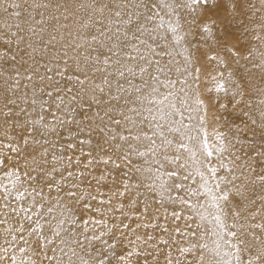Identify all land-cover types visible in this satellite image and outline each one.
<instances>
[{"label":"snow or ice","instance_id":"obj_1","mask_svg":"<svg viewBox=\"0 0 264 264\" xmlns=\"http://www.w3.org/2000/svg\"><path fill=\"white\" fill-rule=\"evenodd\" d=\"M246 6L80 3L99 24L82 57L0 29V264H264V52L257 86L230 30ZM202 71L209 92L259 95V121L209 132Z\"/></svg>","mask_w":264,"mask_h":264},{"label":"bare ground","instance_id":"obj_2","mask_svg":"<svg viewBox=\"0 0 264 264\" xmlns=\"http://www.w3.org/2000/svg\"><path fill=\"white\" fill-rule=\"evenodd\" d=\"M32 2L33 0H28V3H25V0H0V29H3L6 25H12L13 27L10 30L14 32L16 31L14 25L19 24L24 29V32L19 34L24 35L26 40L35 42L37 46H40L41 37L47 41L50 35H55L59 44L66 42L82 44L83 47L79 50L81 57L88 53L89 49L85 39H77V37H84L88 42L91 41V36L88 35L89 28H83L81 25L88 24L92 33L97 34L99 24L93 25L90 19L91 10L80 8L79 4H88L92 0H69L71 11H65L63 7L57 9L55 6L57 0H51V2L50 0H35V3L49 4L47 10L44 8H30L29 4ZM59 2L63 3V0H59ZM15 4H20L21 7L16 8ZM252 4L255 6L254 8L246 6L247 17H238L230 26V30L240 37V44L245 49L244 55H248L251 49L255 50L252 54L251 62L241 60L240 63L251 70V75L245 73V79H248L250 83L261 86L259 69L252 68V63H258L260 53L264 52V42L257 39V37H264V28L261 27V24L264 23V19H262L264 18V9L261 7L260 0H252ZM5 8H7V11H5ZM17 13H20L19 17ZM53 16L57 17V19H52ZM29 29H35L38 35L32 36ZM189 39L193 38L189 37ZM193 43H195V40H193ZM59 44L57 47H59ZM199 47L202 51L207 50L202 42ZM75 55V52L69 51V56ZM197 56L199 61L195 63V66L199 67L203 58L199 53ZM181 59L180 56L177 57V60ZM232 67H235V65H232ZM220 70H224V66H221ZM41 72H43V69H41ZM211 74L215 75L216 73L212 72ZM186 79L191 82L192 77L189 76ZM138 82V80L134 81V83ZM179 87L180 85L178 84L177 89ZM198 87L201 93L200 98L204 100L207 108L206 119L209 132L213 128L221 132H227L230 127L234 128L243 121L250 123V117L259 121V111L257 110L259 99L261 98L259 95L246 94L243 97L236 96L233 99L230 93L226 94L215 90L209 92L208 89L214 88V85L210 76L203 71L200 74ZM249 104L251 107L246 106ZM221 105H226V107H220ZM245 112H248L249 115H245ZM14 135L12 130L9 129L8 136ZM8 142L4 136V129L0 128V145ZM3 227L0 225V231H2Z\"/></svg>","mask_w":264,"mask_h":264}]
</instances>
